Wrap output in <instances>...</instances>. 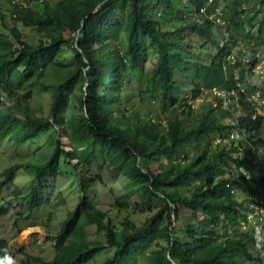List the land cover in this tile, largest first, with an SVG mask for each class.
<instances>
[{
	"label": "trees",
	"instance_id": "trees-1",
	"mask_svg": "<svg viewBox=\"0 0 264 264\" xmlns=\"http://www.w3.org/2000/svg\"><path fill=\"white\" fill-rule=\"evenodd\" d=\"M4 1L15 22L41 38L32 46L17 26L7 24L8 33H0V152L59 129L73 150L57 140L47 161L5 168L0 203L2 192L14 185L16 200L9 203L26 208L18 221L46 210L51 221L62 210L46 196L52 194L48 177L63 175L62 160L76 161L68 166L75 172L71 185L78 201L54 238L55 257L31 260L89 264L113 249L103 264H264V227L256 231L249 220L256 206H264V115L245 94L257 89L245 80L264 47V0L260 9L251 0ZM192 37L218 52L210 61L197 60L187 42ZM236 46L243 50L231 56ZM249 56L254 59L245 64ZM133 84L144 112L124 102L126 86ZM35 86L52 94L48 117L31 107ZM24 87L22 97L18 91ZM215 88L238 106L225 109L221 98L216 107L198 112L192 102ZM170 111L176 114L167 117ZM236 130L239 137L232 139ZM104 165L127 180L117 208L134 196L142 211L163 202L144 227L126 220L118 229L91 200L96 181L83 178L82 170ZM257 167L260 175H254ZM20 175L33 178L28 189L16 184ZM0 212L7 214L4 205ZM91 226L105 242L89 240ZM9 251L0 236V256Z\"/></svg>",
	"mask_w": 264,
	"mask_h": 264
},
{
	"label": "rangeland",
	"instance_id": "rangeland-1",
	"mask_svg": "<svg viewBox=\"0 0 264 264\" xmlns=\"http://www.w3.org/2000/svg\"><path fill=\"white\" fill-rule=\"evenodd\" d=\"M17 3L21 0H15ZM262 0H251V4L255 5L257 9L261 8ZM54 5L56 0L51 1ZM223 5H221V12L223 10ZM247 8V7H246ZM12 6L4 0H0V33H8L4 25H9L11 27H18L24 36V40L32 46L38 45V40L41 38V35L37 33L34 29L24 28L21 24H17L11 13ZM217 14L211 15V18H215ZM4 17L5 22L2 21ZM221 25H224V21L218 20ZM5 23V24H4ZM254 33H257V29L253 30ZM69 36V34H67ZM224 41V40H223ZM221 41V43H223ZM190 50L197 54V60L210 61L212 55H215L218 52V47L214 46H203L204 41L202 39H196L194 37L187 40ZM243 50L242 46L232 47L230 55H238V52ZM256 58L259 59L258 64L254 67L253 76L247 77L246 84L250 86H255L259 94L253 92V96L256 97V100H253L251 93L246 94V98L250 101L256 108L258 115H264V98L260 99V95L264 97V58L262 56V51L259 50L255 54ZM255 58V59H256ZM254 57L249 56L245 59V64L251 63ZM237 69V68H236ZM241 68H238L236 72L239 73ZM246 85L243 84L244 89ZM254 87V88H255ZM26 87L20 89L18 92L23 97L26 92ZM127 95L124 99V102L127 103V106L131 109L139 108L142 112L145 111L146 105L140 104L138 101V91L139 86L136 84L126 86ZM224 99V107L238 106L237 99L233 102L224 96L218 89H213L211 92H205L203 98L194 100L192 103L193 107L198 111H203V108H208L209 106H217L219 99ZM261 100V101H260ZM259 101V102H257ZM31 107L34 109H42L43 115L45 117L49 116L51 104H52V94L48 92H43L40 90L39 86H35L32 91V98L30 101ZM5 108L4 105L0 109ZM70 114L68 110L65 112ZM176 113L170 111L165 113L167 117H172ZM164 116V114H162ZM234 115H241L239 111H236ZM186 114L182 118H186ZM230 121V120H229ZM60 133L55 132L46 133L41 138L35 141H27L26 144L21 146L6 145L0 152V173L5 169L9 168L13 164L17 163H28L31 160L39 163L45 162L48 160L53 147L57 140H61L63 148L69 152L73 150V145L71 139L68 137L66 131L59 129ZM239 136V132L236 130L234 132L235 139ZM218 142V141H216ZM80 151H85V149H80ZM38 154L39 160L34 159L33 154ZM263 153H259L257 158L254 160L256 165L259 164L260 157ZM61 170L63 175L53 178L48 177V184L46 188L49 191H52V194L47 197L55 203L58 209H61V213L58 216H51V221L49 220L50 214L49 211H43L42 213L33 212L31 220L18 221L20 214L26 211V208H22L19 202H14L10 204L12 200H16L15 195L11 191L14 190V185L9 186L4 192H2V200L0 203L1 206L4 205L6 209L5 215H1L0 212V236L6 241L7 249L11 250L7 254L9 257V264H36L31 260V258H41L44 261H50L55 257V236L61 231V222L64 220L67 211L74 209L77 205V198L79 191L74 188L71 184L76 181L75 172L72 166H68L73 163L76 164V161H65L62 160ZM254 175H260L262 172L257 167ZM82 177L86 179H94L96 182L90 191L91 200L98 206L99 209L103 210L108 214V216L114 221L118 229L123 228L122 223L126 220L132 222L137 228L144 227L147 219L154 216L163 206V202L155 201L153 202L152 209H145L142 211L139 208H136V203H138L137 197H132L126 199L124 208H117L115 206L116 200L122 196L123 187L126 184V179L119 175L116 171L113 170V167L109 165H104L101 168L93 166L92 168L83 171ZM100 177V178H99ZM33 181V178L26 175H20L16 179V184L23 186V189H28V183ZM51 187V188H50ZM44 188V190L46 189ZM53 189V190H51ZM109 189H112L109 190ZM64 199V203H60V199ZM253 216H249V220L252 222V227L256 231H260L264 227V206H256L254 208ZM24 215H26L24 213ZM183 215V211H182ZM186 221L190 222V213H185ZM259 218V221H258ZM163 222L165 221V216L162 217ZM39 221V224L35 225L34 222ZM259 222V223H258ZM48 224V225H47ZM33 225V226H32ZM50 225V226H49ZM47 226L50 227L49 231ZM88 238L90 241H100L105 242L104 234L98 232L96 227L88 228ZM160 241V240H159ZM164 243L163 240L160 241ZM155 246H152L154 248ZM151 248V249H152ZM114 250H106L103 254L99 255L95 260L89 264H103L108 258L112 257Z\"/></svg>",
	"mask_w": 264,
	"mask_h": 264
},
{
	"label": "clouds",
	"instance_id": "clouds-1",
	"mask_svg": "<svg viewBox=\"0 0 264 264\" xmlns=\"http://www.w3.org/2000/svg\"><path fill=\"white\" fill-rule=\"evenodd\" d=\"M264 48V47H263ZM263 52H264V50L262 49V55H263ZM222 92V91H221ZM223 94H224V92H222ZM256 93L257 94H259L258 93V91H256ZM225 95V94H224ZM251 95L253 96L254 94H252L251 93ZM262 98H264L263 97V95H260V99L262 100ZM253 100H256V97L255 96H253ZM260 100V101H261ZM257 102H259V101H257ZM235 132V131H234ZM234 132H233V134L231 135V138L233 139H235V137H234ZM239 137V136H238ZM8 260H9V257L7 258V254L6 255H2V256H0V264H9L8 263Z\"/></svg>",
	"mask_w": 264,
	"mask_h": 264
},
{
	"label": "built area",
	"instance_id": "built-area-1",
	"mask_svg": "<svg viewBox=\"0 0 264 264\" xmlns=\"http://www.w3.org/2000/svg\"><path fill=\"white\" fill-rule=\"evenodd\" d=\"M263 50H264V48H263ZM262 56H263V58H264V52H263V55H262Z\"/></svg>",
	"mask_w": 264,
	"mask_h": 264
}]
</instances>
